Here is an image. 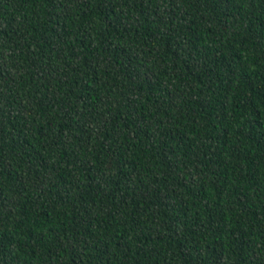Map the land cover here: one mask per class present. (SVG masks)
<instances>
[{
    "label": "trees",
    "instance_id": "trees-1",
    "mask_svg": "<svg viewBox=\"0 0 264 264\" xmlns=\"http://www.w3.org/2000/svg\"><path fill=\"white\" fill-rule=\"evenodd\" d=\"M0 264H264V0H0Z\"/></svg>",
    "mask_w": 264,
    "mask_h": 264
}]
</instances>
